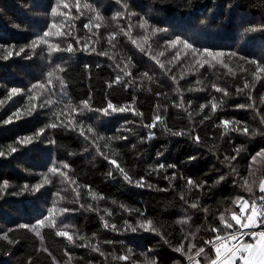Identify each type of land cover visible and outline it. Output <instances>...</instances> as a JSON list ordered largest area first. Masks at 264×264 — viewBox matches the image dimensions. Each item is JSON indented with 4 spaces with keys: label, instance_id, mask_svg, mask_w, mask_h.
Wrapping results in <instances>:
<instances>
[{
    "label": "trees",
    "instance_id": "trees-1",
    "mask_svg": "<svg viewBox=\"0 0 264 264\" xmlns=\"http://www.w3.org/2000/svg\"><path fill=\"white\" fill-rule=\"evenodd\" d=\"M80 3L78 13L75 0H0V234L8 233V240L0 239V264H210L215 254L205 241L217 234L212 229H221V235L234 231L239 226L231 213L240 211L234 201L243 197L251 203L264 195L259 191L264 157L257 155L264 150V135L251 134L264 133V72L250 63L264 66V0H124L135 13L125 12L128 19H113L124 11L115 0ZM84 4L103 19H92L95 13ZM53 9L64 14L54 16ZM90 20L101 27L89 30L85 24ZM145 20L148 27L140 28ZM129 24L132 39L145 51L120 31ZM49 29L50 44L71 45L73 51L49 54L43 44L32 48ZM177 37L225 53L217 58L223 63L213 60L214 66L200 67L199 55L182 45L169 46ZM54 70L49 87L47 74ZM38 83L46 87H32ZM13 88L20 92L11 93ZM85 101L92 110L73 114ZM109 103L131 110L105 115ZM157 115L163 122L149 128ZM224 120L232 123L225 128ZM244 127L250 134L233 130ZM149 133H154L151 139ZM237 148L239 155L231 159ZM53 164L71 179L53 175ZM141 179L145 186H136ZM221 215L234 229L223 227ZM46 217L37 236L31 226ZM146 220L155 231L126 230ZM23 224L30 227L20 228ZM60 229L72 234L75 243L56 235ZM181 244L194 261L174 251ZM200 247L205 253L195 257ZM125 255L131 259H118Z\"/></svg>",
    "mask_w": 264,
    "mask_h": 264
},
{
    "label": "snow or ice",
    "instance_id": "snow-or-ice-1",
    "mask_svg": "<svg viewBox=\"0 0 264 264\" xmlns=\"http://www.w3.org/2000/svg\"><path fill=\"white\" fill-rule=\"evenodd\" d=\"M115 2L117 4H120L121 7L124 9V11L117 13L116 16L113 17V19H118V18L119 19H128V16L135 15V13H131L128 10V5L126 3H124V0H115ZM63 7L65 9H69V5L67 3H65L63 5ZM75 7H76V11L79 13L80 8H81L80 0H75ZM84 7L89 8L90 10H92L95 13V15L92 19H97V20L103 19V17L99 13V11L92 9L91 5L84 4ZM69 11H71V10L69 9ZM125 12H128V16H126L124 14ZM52 14L55 16L58 14L63 15L64 13H58L57 9H53ZM57 27H58L57 24L55 22H53L52 28H57ZM85 27L89 28V30H91L93 27H95L96 29H99L101 27V25L99 23L93 25L91 23V20H90L88 24H85ZM139 27L140 28H147L148 27L147 21L146 20L142 21L139 24ZM252 30L255 31L256 29H252ZM120 31L123 32L124 35L128 36L129 39H132V37L130 35V33L132 31L131 24L128 25L127 29L121 28ZM154 31H156V30H154ZM61 34L62 33H60V32L57 33V35H61ZM50 35H52L51 29H49L48 31H45L42 36H40L36 40H34L32 42L31 47L36 48L42 44L48 45L47 51L49 54H51L52 52H60L62 50H66L69 52L73 51V48L71 45H69L67 47V49H61L59 43L50 44L49 40L47 39ZM115 37H116V33L114 32L110 35L108 42L111 43L112 40L115 39ZM145 39H146V37H145ZM132 43L135 44L136 47L140 48L141 51H145L144 48H141L140 45L137 44L135 39H132ZM168 44L171 48H177V46L182 45V47L184 49L190 50V52L192 53V55L194 57L199 55V57L201 59H197L196 63L200 67H204L205 64H209L210 66H214V64H212L213 60H216L218 63H223V61L217 60L218 57H222L225 55V53H223V52H214V51H211L209 49L196 48L188 40H182L179 37H177L174 40L169 41ZM85 47L87 48L89 46L85 45ZM19 51L24 52L25 49L21 48ZM17 54H19V53H17ZM100 54L101 55H108L107 52H102ZM160 55L163 56L164 53L162 52V53H160ZM228 55L235 56L236 53H229ZM179 56H180V53H179V51H177L175 53V57L178 58ZM204 57H208L211 59H203ZM152 59L156 60V63L159 64L161 68L164 67V64H162L159 60H157L155 56H153ZM250 63L256 65V71L258 73L264 72V66H261L259 64V62L253 60V61H250ZM224 66L227 67V65H224ZM121 71H123V69H121ZM54 75H55V70L52 72H49L47 74V76H48L47 86H49V87L52 86ZM125 75L131 76L132 73L126 72ZM144 75L146 77L148 76L147 73H145ZM148 78L151 79L150 77H148ZM57 79H59V78L57 77ZM116 82L117 83L121 82V77L118 76L116 78ZM32 87L33 88L39 87V88L43 89L46 87V85L44 83H38V84L32 85ZM245 87H248L247 83L245 84ZM213 88H215V90L217 92H224V94L227 95L226 90L221 89L220 87H218L216 85H213ZM19 92H20V90H18V89H15V88L11 89V93H13V94H18ZM29 99H32V97H29ZM45 102L48 104L55 103V101H51V100H47ZM0 103H3V101H0ZM83 104H84L83 109L77 110V109L73 108L72 113L73 114H81L84 111V109L92 110V109L88 108V102L87 101L83 102ZM204 107H207V105H205ZM216 107H217V105L215 103H213L211 105V108L213 111L216 110ZM239 107L243 108L244 105H239ZM109 110H111V113H114V112H126V111H130L131 109H129L127 107L117 108L116 106L109 103L108 107L103 110L104 114L105 115L111 114ZM202 110H203V108L201 109V111ZM5 122L8 123L11 121L9 120V121H5ZM162 122H163V118L161 116L157 115L154 119V122L151 125H148V127L154 128L157 126V123H162ZM262 122H264V120H262ZM222 123L225 126V128H227L228 125L232 122L228 121V120H224ZM57 126L58 125H56V124L51 125V127H57ZM79 129L81 131V134L84 135L82 125L79 126ZM233 130L234 131L240 130L246 135L250 134L249 129L247 127H244L243 129H233ZM89 131H92V129L89 128ZM40 134H43V130H41V132L38 133L37 135H40ZM173 134L174 135H183V133H173ZM251 134L252 135H256V134L264 135V133H259L256 130H254ZM153 135H154V133H149V139H151ZM193 138L196 142H199V140H200L199 136H194ZM123 139H127V137H123ZM28 140H30V138H28ZM21 142H26V141H21ZM11 151L15 152L16 148H11ZM240 151H241V149L237 148L235 150L236 155L232 156L231 159H236V156L239 155ZM100 154L104 155L103 152H101ZM2 155H4V153L0 152V156H2ZM257 155L260 157H264V150H261L259 153H257ZM105 159H108V157L105 156ZM190 159H195V157H190ZM252 160L255 162L256 157L253 156ZM109 162L114 166V168L117 171H119L120 173L123 174V178L126 181H128L129 183H133L131 177L128 176V174L124 171V169L121 167V165L118 163V161L116 159H111ZM68 167L69 166L67 164L63 165L64 169H67ZM158 167L164 168L165 166L163 164H160V165H158ZM170 167H174V166L170 165ZM49 171L53 175L58 174L60 176H63L65 178V180L71 179L68 177L67 172L62 171L61 168L58 167L56 164H53V166L50 168ZM111 174L112 173L110 172L109 175H111ZM221 179H223V178L221 177ZM45 180L48 183H51V180H48L47 177H45ZM71 183L74 184L75 181H71ZM135 183H136V186H138V187L145 186L143 179L136 181ZM187 183L190 186L194 185V182L192 180H188ZM244 185L246 186L247 191L249 193H251L252 187L249 185V182L247 179L244 180ZM7 186H8L7 182H5L4 187L7 188ZM196 186L197 187H203V185H196ZM27 187L28 186L25 185V188H27ZM41 187H43L42 184L33 186V190L39 191V189ZM259 191H260V193H264V180H262L260 182ZM57 195L59 196V193H57ZM76 195L79 196V192H76ZM94 198H96V197H94ZM100 198L102 199L103 197H100ZM258 200H259V204H258L257 200H253L251 203H249V200L244 199L243 197H240L236 201H234V203L238 204L239 209H240L239 214H237L236 212L231 213V220L235 222V225L239 226L234 231H229V232H226L225 234L221 235L220 234L221 229H217V228L212 229V231L217 233V234L215 235L213 240L205 241L206 244H209L212 246V251L215 254V258L210 260V264H237V261H240L241 264H264V227H262V226H264V195H260ZM192 207H197V205L193 204ZM89 208L91 209L92 206L89 205ZM67 211H68V209L63 210V212H67ZM108 215L110 216L111 213H108ZM50 216H51V213H50ZM49 218L50 217H46L45 219L39 220L36 225L31 226V230L33 232H35L37 236H40L39 228L45 226V220H48ZM219 219H220V221L223 224V227L225 229H229V230L234 229L233 223H230L227 220H225L224 215H221L219 217ZM50 226L54 227V228L56 227L55 220H51ZM104 226L109 227L107 221H105ZM19 227L20 228H29L30 226L27 224H23V225H19ZM65 227H67V226H65ZM111 227L113 230H115V228H116L115 225H111ZM138 228L143 229L144 231H155V229L152 227V221L151 220H146V221L140 223L136 227L129 225V228L126 230H131L132 232H135L138 230ZM256 229H260V230L256 231ZM244 230H248L247 233ZM246 234L250 235L252 237V242H245L244 237ZM56 235L61 236V237H66L70 243H75L73 235L70 234L65 229L58 230L56 232ZM0 239L8 240V233L5 232L3 234H0ZM80 239H83V237H80ZM9 242H11V241H9ZM107 243H111V242L108 241ZM80 246L87 247V245H80ZM193 247H194V245H193ZM92 249H93V251L100 252V249L98 246L93 245ZM190 250L191 249H189V251ZM45 251H46V249H45ZM174 251L184 254L187 257L188 261H190V262L194 261V257L185 252L183 244H181L179 247H176L174 249ZM204 253H205V248L200 247L195 252V257H200L201 254H204ZM100 255H104V253L100 252ZM118 259L123 260V261H129L131 259V257L125 255V256L118 257ZM147 264H156V262H155V260H149V261H147ZM194 264H200L199 260H195Z\"/></svg>",
    "mask_w": 264,
    "mask_h": 264
},
{
    "label": "built area",
    "instance_id": "built-area-1",
    "mask_svg": "<svg viewBox=\"0 0 264 264\" xmlns=\"http://www.w3.org/2000/svg\"><path fill=\"white\" fill-rule=\"evenodd\" d=\"M257 202H258V204H259V200H257ZM259 229H256V231H258ZM246 233H247V231L248 230H244ZM251 238V236L250 235H245V237H244V240H245V242H250V239ZM237 264H241V262L240 261H237Z\"/></svg>",
    "mask_w": 264,
    "mask_h": 264
}]
</instances>
